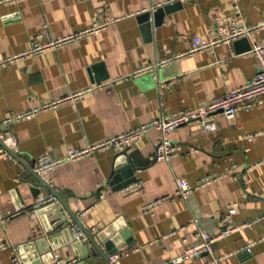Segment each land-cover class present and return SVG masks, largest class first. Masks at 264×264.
Returning <instances> with one entry per match:
<instances>
[{"label": "crops", "instance_id": "crops-1", "mask_svg": "<svg viewBox=\"0 0 264 264\" xmlns=\"http://www.w3.org/2000/svg\"><path fill=\"white\" fill-rule=\"evenodd\" d=\"M163 1L11 0L0 5V61L17 56L0 66V120L93 84H109L9 123L6 133L24 161L43 154L59 158L70 148L145 124L162 111L205 104L253 77L257 60L250 49L264 42V0H185L151 29L139 15ZM217 17L230 18L224 21L228 27L231 20L257 27L212 50L189 53L192 37H208ZM81 32L41 52L30 51L33 42ZM161 60L165 63L154 70L135 73ZM215 119L217 129L211 132L196 123L180 125L171 138L183 150L168 162L154 159L159 132L148 128L129 145L142 165L134 175L143 188L127 196L110 184L116 147L62 161L42 176L65 195L91 233L117 237L116 249L134 248L114 264H203L210 253L171 260L196 240L198 229L217 234L225 227L234 231L213 243L214 256L247 244L251 252H237L218 264H264V95L248 110L239 107L231 119L221 113ZM23 170L14 157H0V242L18 246L26 264H39L35 240L54 233L64 218L69 226L49 242L51 251L70 264H105L74 239L70 228L77 226L58 200L33 208L51 193L42 187L33 197L20 179ZM181 176L197 186L187 198L176 195L175 178ZM201 178L208 181L200 184ZM158 199H163L159 205L147 209ZM10 211L16 213L3 219ZM121 229L132 238L130 245ZM13 250H0V264L12 260Z\"/></svg>", "mask_w": 264, "mask_h": 264}, {"label": "built area", "instance_id": "built-area-1", "mask_svg": "<svg viewBox=\"0 0 264 264\" xmlns=\"http://www.w3.org/2000/svg\"><path fill=\"white\" fill-rule=\"evenodd\" d=\"M8 1L11 0H0V5L5 4ZM181 1H185V0H181ZM174 2H176V0H164L163 2L159 3V5L170 4ZM228 19L230 18L217 17L215 19L216 27H211L209 29L210 35L208 37L194 35V37H192V42H193L192 47L188 52L193 53L197 50H205V49L212 50L215 44L221 41L229 42V40H232L238 36H243L248 34L252 29L257 27V25H239L236 24L233 20L229 22L230 25L228 27L226 26V24H224V21H227ZM86 32H91V30ZM80 34H82V32L77 33L74 36H68L65 38L58 39L57 41H51L48 43L33 42L30 51L41 52L47 47L56 46L58 45V43L68 39H72L76 36H79ZM250 52L257 60V68L253 74V77L242 86H239L237 88H232L230 89V91L226 92L225 94L217 96L213 98V100L206 102L205 104H202L200 106L179 109V111L172 113H167L162 111V113L158 117L148 122H145V124H141L134 128H130L128 129V131L122 133L113 134L104 140L95 142L94 144L78 146L77 148H70L65 155L60 156L59 158H53L49 154H43L42 156L38 157L35 161L36 171L42 175L48 168L55 167V165L61 163L62 161L74 160L77 159L78 157L89 155L98 149H106L112 147H116L118 149L125 148L130 144H132L133 142H135L136 140L140 139L145 134L146 130H148V128H155L159 132L154 142L155 160L156 161L164 160L167 162L170 161L172 158L180 154V152L183 150V146L175 144L171 138L172 133L175 130H177V128L180 127V125L196 123L199 126H201V128H203L205 131L208 132L214 131L217 129V123L215 119L217 113H221L227 119H231L235 116L237 109L239 107L248 110L255 104L258 97L264 95V42L263 44L255 43L250 49ZM15 58H17L16 55L6 57L5 59L0 61V66L7 63V61L13 60ZM164 63H165L164 60H161V62L150 63L148 65H145L143 68H140L135 73L141 74L144 73L145 71H152ZM108 85H109L108 83L93 84L92 86H89L86 89L76 91V93L69 94L57 100L46 101L43 102L41 105L32 106L31 108L25 109V111L16 113L14 115H10L8 116V118L0 120V128L6 129L8 124L14 120L31 119L35 117L38 113H40L42 110L56 107L59 105L60 102L64 100L74 101L76 99V96L82 95L84 92L91 91L93 90V88L108 86ZM5 136L6 137L4 139V142L7 148L15 152L13 146L14 143L11 139V136L7 135V133ZM0 157L9 158V157H13V155L8 150H6L5 147L0 145ZM201 179L202 180L200 184H203L206 181H208V178H201ZM175 180L177 183L176 195L181 198L182 197L187 198L189 194L192 192V190L197 187L196 185L190 183V181L183 176L176 177ZM142 188H143V183L141 181H137V182L134 181L127 186L121 187L119 191L125 194V196H127L130 195L131 193H136L141 191ZM99 196L101 198L103 194H100ZM162 200L163 199H158L152 203H149L147 205V209H151L152 207L159 205ZM41 202L44 203L45 200L38 201L33 205V208L35 210H38ZM235 209L236 208L233 206L229 209L228 212L230 214H233ZM14 213L16 212L10 211L3 217V219L10 218ZM194 222L197 223L198 220L195 219ZM92 230L94 229L92 228ZM233 231H234L233 227H225L220 231H218L217 234H210L205 229L200 228L197 230L196 240L192 244L188 245L181 255L177 256L171 261L174 263H178V262H182L185 259L197 258L203 252H207L211 254V259L207 262H204L203 264H218L221 259L229 255H233L237 252H245L249 254L251 252V247H250L251 244H247L228 253H224L217 256L213 255V251H214L213 243L218 238L229 235ZM8 247H12L14 249L13 250L14 255L12 257V260L8 264H26L21 253H19L18 251V246L16 245L10 246L5 242H0V250L7 249ZM133 249L134 248L125 249L124 247L117 249L114 253L109 255V260L112 263H115V261L119 259L121 256L129 255ZM48 263L70 264L71 262L64 260L62 261L60 254L56 251H52V257Z\"/></svg>", "mask_w": 264, "mask_h": 264}, {"label": "water", "instance_id": "water-1", "mask_svg": "<svg viewBox=\"0 0 264 264\" xmlns=\"http://www.w3.org/2000/svg\"><path fill=\"white\" fill-rule=\"evenodd\" d=\"M182 1L176 0L174 3L170 4H163L156 8L155 11H144L142 14L139 15V18L142 21H148V25L152 29L153 25L158 24V20L165 12H170L173 9H177V7L181 6ZM153 18V21H152ZM6 129L0 128V145L5 147L13 157L21 164L24 170L21 173V181L28 184L30 190L32 192L33 197L37 198L41 195V188L46 187L50 193V197H44L42 200L45 203L58 200L60 204L65 208L68 212L69 216L72 217L73 221L75 222L77 228L75 229L72 227L73 234H75L74 239L80 241L82 245L85 247L86 254H90L94 257L99 255L102 260H104L105 264H114L109 260V255L114 253L116 249L115 240L117 237L110 238V236L103 235L101 233L93 234L87 229L81 220L80 217L77 216L75 212H73L69 205L68 201L66 200L65 195L61 194L59 190L53 187L50 183L46 181V179L36 171L35 169V159H30L24 161L18 153L7 148L4 139L6 135ZM130 147L127 146L124 149H119L118 153L115 155L114 158V168L112 170L110 184L113 186L115 185L116 188H121L124 186L129 185L131 182L136 180V176L134 172L136 169L142 168L141 164H138L135 160L134 153L129 151ZM155 159V158H154ZM51 198V199H48ZM39 200V201H42ZM64 218L62 219V223H58V227L54 233H50V235H46L43 238H38L35 240V244L37 247V251L42 256V259L39 260V264H50L48 263L52 257L53 245H50L52 241L54 242V238H58L62 235L64 230H67L66 226H69V223L65 225ZM60 224V225H59ZM54 229L53 227L48 228V231ZM119 235L124 239V243L130 245L132 242V238H128V231L126 229L118 230ZM25 261V260H24Z\"/></svg>", "mask_w": 264, "mask_h": 264}]
</instances>
